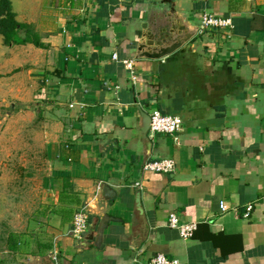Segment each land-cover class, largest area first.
<instances>
[{
  "label": "crops",
  "instance_id": "obj_1",
  "mask_svg": "<svg viewBox=\"0 0 264 264\" xmlns=\"http://www.w3.org/2000/svg\"><path fill=\"white\" fill-rule=\"evenodd\" d=\"M166 2L11 4L41 47H0V105L27 109L19 119L40 126L33 140L46 158V206L35 231L3 247L0 264H148L158 254L264 264V0H168L190 29L202 14L231 27L196 33L163 59H137L142 26L166 28ZM154 110L180 117L181 132L144 138L141 113ZM160 159L174 171L143 170ZM82 207L88 228L75 240ZM171 213L197 223L190 238L168 227Z\"/></svg>",
  "mask_w": 264,
  "mask_h": 264
},
{
  "label": "rangeland",
  "instance_id": "obj_2",
  "mask_svg": "<svg viewBox=\"0 0 264 264\" xmlns=\"http://www.w3.org/2000/svg\"><path fill=\"white\" fill-rule=\"evenodd\" d=\"M22 1L9 0V3L21 10ZM39 1L34 0V3ZM4 46L0 35V47L3 49ZM27 111L0 105V252L6 246L9 234L35 231L34 218L46 206V158L40 142L35 150L33 140L38 127L29 119H19ZM38 131H41L40 126Z\"/></svg>",
  "mask_w": 264,
  "mask_h": 264
},
{
  "label": "built area",
  "instance_id": "obj_3",
  "mask_svg": "<svg viewBox=\"0 0 264 264\" xmlns=\"http://www.w3.org/2000/svg\"><path fill=\"white\" fill-rule=\"evenodd\" d=\"M231 27L229 19L213 16L211 14H202L199 19L198 35L210 33L212 30H226ZM118 57L114 55V60ZM127 69H132L131 61H122ZM150 124L149 133L176 135L183 128V121L178 116L163 115L158 111H151L149 114ZM175 169V163L172 159H160L146 163L143 170L151 173L170 174ZM220 210L226 211L227 206L224 202L220 203ZM252 206L246 208L243 219H249ZM88 212L85 207H82L73 214L70 234L75 240H81L88 228ZM168 227L176 230L181 239H188L197 228L196 222L184 223L179 217L171 213L168 217ZM148 264H179L178 260H169L165 256L158 254L152 258Z\"/></svg>",
  "mask_w": 264,
  "mask_h": 264
},
{
  "label": "water",
  "instance_id": "obj_4",
  "mask_svg": "<svg viewBox=\"0 0 264 264\" xmlns=\"http://www.w3.org/2000/svg\"><path fill=\"white\" fill-rule=\"evenodd\" d=\"M166 1L168 2V0ZM168 3L172 5V9H170V12L165 17L166 28L159 30L156 27L151 30L147 28L146 24L142 26L145 34H143L135 50L137 59H163L182 48L196 35L198 27L190 29L185 26L182 19L175 16L173 3ZM141 121L140 131L143 137L146 138L150 124L149 115L142 112ZM108 191H110L109 188H103L104 193L109 194Z\"/></svg>",
  "mask_w": 264,
  "mask_h": 264
},
{
  "label": "trees",
  "instance_id": "obj_5",
  "mask_svg": "<svg viewBox=\"0 0 264 264\" xmlns=\"http://www.w3.org/2000/svg\"><path fill=\"white\" fill-rule=\"evenodd\" d=\"M0 35L3 37L6 46L32 43L36 47H41L35 38L36 36L30 33L27 26L15 21L9 0H0ZM6 244L9 250L15 248L14 234L8 235Z\"/></svg>",
  "mask_w": 264,
  "mask_h": 264
}]
</instances>
